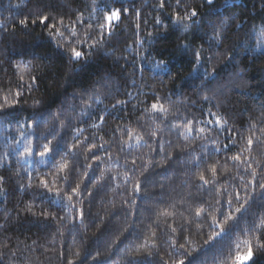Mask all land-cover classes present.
Instances as JSON below:
<instances>
[{
  "label": "trees",
  "instance_id": "trees-1",
  "mask_svg": "<svg viewBox=\"0 0 264 264\" xmlns=\"http://www.w3.org/2000/svg\"><path fill=\"white\" fill-rule=\"evenodd\" d=\"M160 3L0 0V264H264V0Z\"/></svg>",
  "mask_w": 264,
  "mask_h": 264
},
{
  "label": "snow or ice",
  "instance_id": "snow-or-ice-1",
  "mask_svg": "<svg viewBox=\"0 0 264 264\" xmlns=\"http://www.w3.org/2000/svg\"><path fill=\"white\" fill-rule=\"evenodd\" d=\"M205 2L208 5L211 6L212 3H213V0H205ZM180 4H181V0H177V7H179ZM160 7L161 8L164 7V0H161ZM124 11H127V9H124ZM183 11H184V15L183 16L179 12L175 13V20L177 22V26H180L181 22L184 21L185 19L192 20L193 23H195V20L193 18L198 16V12L196 11V9L193 8L190 11L187 10V9H184ZM121 14H122L121 13V9L117 8L115 10L110 11L109 15H107L105 17V20L107 22L109 35H111L112 21H114V20L115 21H120ZM156 22L158 24H162V21H160L159 19H157ZM30 23L31 24L39 23L40 25H43L45 28H47L49 37H57L58 36V37L63 38V36L65 35L64 32H62V31H60L59 29L56 28V25L51 22V20L49 19L48 16H44V15L41 14L39 16H36V18L31 19ZM59 23L61 25H63L64 22H63V20H60ZM19 24L27 27L28 24H29V20L27 18L22 19V20L19 21ZM65 27L68 28L72 32L73 35H75V29L72 26L65 25ZM102 27H103V25H102ZM137 27H139V25H137ZM187 30H188V26L185 25L184 26V31H187ZM225 39H226V37H225ZM217 42H220L219 38H217ZM92 46L94 47V45H92ZM221 46H223L222 43H221ZM182 49L185 52H188L190 50L193 51V62L194 63L198 62V61H200L202 59V57L200 55V52L192 49L191 43L183 44L182 45ZM70 51H71L72 56L75 59H77V60H79L84 55L83 52L78 51L76 48H71ZM159 65H160V62H157V66L158 67H159ZM21 79H23V77H21ZM32 80L35 81V77H32ZM16 95H19V92H17ZM205 98H207V97H205ZM118 103H126V102H118ZM113 107H115V105H113ZM151 107H152L153 111L161 113V114H164V113L167 112V110L163 106L158 105V104H152ZM153 135H155V133H153ZM45 139H47V137H45ZM129 139H132V137H129ZM139 140H142V137H140L137 142H139ZM124 143H127V141H125ZM252 143H253L252 139L248 138L247 139V144L251 145ZM50 144H51V141H49L48 143H44V144H42L40 146L39 150H37L38 151V155L42 158L37 163H44V159L43 158L48 157L50 154H59L58 152H56V148L59 147V145L50 147ZM128 146L131 147L132 145L129 144ZM95 147H96V145L93 144L92 148H95ZM101 147H103V145H101ZM225 147H227V145H225ZM89 151H91V149H89ZM33 153H34V149L31 146H27V147H25L23 149V155L25 156V158L31 157L33 155ZM231 159L234 160V161H239L240 160V155H234V156L231 157ZM133 163H135V161H133ZM62 167H67V165H62ZM88 167L91 168V165H88ZM211 172H212L213 177H215V174H216L215 167H213L211 169ZM252 175H253V177H255V175H256L255 171L252 172ZM65 179H67V177H65ZM199 179L201 181H203L204 184H208L209 183V181L205 178L204 175H201L199 177ZM2 180H3V177H0V181H2ZM257 183L258 182H256L254 180L252 182V184H251V187L254 189L257 186ZM42 184H43V186L45 188H48V181L47 180H42ZM258 186L261 189H264V183H259ZM136 188L138 190L139 189V185H137ZM70 191H71V193H74L76 195H80V189H79L78 185L75 188H71ZM67 199L69 200V202H71L72 196L71 195H67ZM235 199L237 201H239L241 199L239 192H237L235 194ZM247 199L248 198L246 197L243 202L247 203ZM226 203H227L228 207L231 208L232 204H233V200L231 198H229V199H227ZM242 209H243V205H242V207L236 208L235 211L238 212V213H242ZM197 215H200V214L197 213ZM228 219H235V217H233L231 215V213L229 212ZM212 220H213V226L214 227L217 226L216 218L212 217ZM261 226H262L261 230H264V220L261 221ZM0 227H3V225H0ZM173 231H175V229H173ZM224 233H225V228H224V226L222 224H220L219 225V231L216 233V236L219 237V236H221ZM245 243L247 244V251L243 252V253H237L235 255V257H234L235 264H249V262L253 260V257H254L253 246L248 241H245ZM260 247L262 249H264V243H262L260 245ZM174 264H185V261L183 259H180L177 262H174Z\"/></svg>",
  "mask_w": 264,
  "mask_h": 264
},
{
  "label": "rangeland",
  "instance_id": "rangeland-1",
  "mask_svg": "<svg viewBox=\"0 0 264 264\" xmlns=\"http://www.w3.org/2000/svg\"><path fill=\"white\" fill-rule=\"evenodd\" d=\"M213 1H214V0H213ZM251 263H252V261L249 262V264H251Z\"/></svg>",
  "mask_w": 264,
  "mask_h": 264
}]
</instances>
